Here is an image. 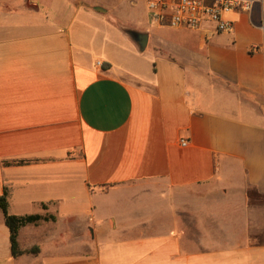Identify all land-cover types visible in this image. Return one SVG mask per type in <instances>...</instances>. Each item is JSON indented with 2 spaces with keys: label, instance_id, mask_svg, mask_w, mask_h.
Returning <instances> with one entry per match:
<instances>
[{
  "label": "crops",
  "instance_id": "0c3cea01",
  "mask_svg": "<svg viewBox=\"0 0 264 264\" xmlns=\"http://www.w3.org/2000/svg\"><path fill=\"white\" fill-rule=\"evenodd\" d=\"M116 1L0 0V195L56 217L14 256L0 208V264H264V5L175 27L199 40L187 58L158 45L165 24L139 29L144 55L104 17Z\"/></svg>",
  "mask_w": 264,
  "mask_h": 264
},
{
  "label": "rangeland",
  "instance_id": "374dc122",
  "mask_svg": "<svg viewBox=\"0 0 264 264\" xmlns=\"http://www.w3.org/2000/svg\"><path fill=\"white\" fill-rule=\"evenodd\" d=\"M103 4L110 7V12L104 13V17L110 19L115 26H124L128 30L140 31L139 29L145 28L146 26L152 29L154 26L159 25L160 27L161 25L152 24L151 26H149L148 23L150 18L147 9V0H119L118 2H104ZM174 28L175 27H170L166 24L161 25V34L159 35L157 40L158 45L162 46L164 49L178 54L181 57H192L199 48V40L194 35L191 36L188 33L175 31ZM150 49V46L147 49H144L143 54L148 56L151 51ZM143 201V195L138 194L128 197L125 200L122 199L121 202L117 204V207L114 204H112V206H109L108 204H100L98 206L97 214L98 216H104V214L118 209L130 212L135 204H137L136 206L139 207V205L146 202ZM94 202H96L97 204L98 200H95ZM78 212H81L82 214L74 216L70 220L71 224L75 225L90 220V216H88L89 213L88 211H85L84 207ZM82 244L93 245L94 243L91 241L83 243L74 242V250H81L82 248L80 247V245Z\"/></svg>",
  "mask_w": 264,
  "mask_h": 264
},
{
  "label": "built area",
  "instance_id": "2783aa9c",
  "mask_svg": "<svg viewBox=\"0 0 264 264\" xmlns=\"http://www.w3.org/2000/svg\"><path fill=\"white\" fill-rule=\"evenodd\" d=\"M256 4L264 5V0H147V9L151 23L196 30L212 23L215 30L226 32L232 29L233 22L225 13L235 9L248 11ZM97 64L102 65V61ZM189 143L187 138L180 140L182 146Z\"/></svg>",
  "mask_w": 264,
  "mask_h": 264
},
{
  "label": "trees",
  "instance_id": "16d2710c",
  "mask_svg": "<svg viewBox=\"0 0 264 264\" xmlns=\"http://www.w3.org/2000/svg\"><path fill=\"white\" fill-rule=\"evenodd\" d=\"M19 162H24L20 160ZM8 190L6 189L3 194L0 195V208L3 210L5 215V221L10 229V241L12 254L17 256L22 254L24 251L19 248L18 245V234L22 226H25L29 223L38 222L41 219H52L55 220L54 215H42L40 213H30V214H13L9 212L8 209ZM45 206V205H44ZM38 248H33L30 252H37Z\"/></svg>",
  "mask_w": 264,
  "mask_h": 264
},
{
  "label": "water",
  "instance_id": "95a60500",
  "mask_svg": "<svg viewBox=\"0 0 264 264\" xmlns=\"http://www.w3.org/2000/svg\"><path fill=\"white\" fill-rule=\"evenodd\" d=\"M129 34L138 42L140 49L144 50L148 44V32L129 30Z\"/></svg>",
  "mask_w": 264,
  "mask_h": 264
}]
</instances>
